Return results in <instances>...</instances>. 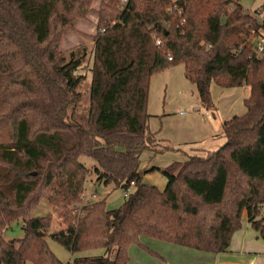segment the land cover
<instances>
[{
	"label": "trees",
	"instance_id": "16d2710c",
	"mask_svg": "<svg viewBox=\"0 0 264 264\" xmlns=\"http://www.w3.org/2000/svg\"><path fill=\"white\" fill-rule=\"evenodd\" d=\"M94 1L0 0V264H63L48 234L72 255L105 250L74 264H128L133 244L153 253L143 237L223 253L244 215L264 241V25L232 0H99L93 50L64 54L62 36ZM178 63L207 106L212 81L249 94L245 112L222 123L225 143L162 169L159 190L138 173L141 151L158 144L146 127L149 80ZM82 156L98 181L134 187L122 205L81 203ZM42 198L59 209L61 230L48 232L50 214L32 215ZM18 220L23 236L6 239Z\"/></svg>",
	"mask_w": 264,
	"mask_h": 264
},
{
	"label": "rangeland",
	"instance_id": "374dc122",
	"mask_svg": "<svg viewBox=\"0 0 264 264\" xmlns=\"http://www.w3.org/2000/svg\"><path fill=\"white\" fill-rule=\"evenodd\" d=\"M232 1L239 3L249 14L260 10L259 18L264 15V0ZM99 3V0H95L93 3L95 11L86 19L74 20V28L62 36L60 49L64 54L75 47H85L89 52L93 50V35L98 19L96 11ZM90 65L91 59L86 60L81 72L86 73ZM89 83L90 76L88 74L87 79L80 87L83 101L87 99ZM248 94L249 87L246 85L221 87L212 81L210 104L207 106L201 102L195 84L186 78L183 64L178 63L154 72L149 80L146 127L154 135L158 144L141 151L139 155L138 173L142 182L163 190L166 185V177L161 172L162 169L175 162L186 161L190 156H206L220 148L226 140L222 131L223 121L245 112L244 99ZM160 148L162 151H156ZM79 161L89 170L80 199L81 203L89 204V202L104 200L105 209L113 210L122 205L125 192L133 191V186L126 191L111 182L105 184L103 181H98L94 173L96 163L91 157L82 156ZM47 214L51 215L49 233L61 230L66 226L62 223L59 209L54 208L42 198L34 207L32 215L42 217ZM247 225L250 232L245 236ZM23 233L22 222L18 220L9 225L8 229L4 231V236L6 239L21 238ZM232 238V241H237L238 244L240 241L246 243L245 247L249 253L242 256L237 251L238 249L229 247L228 254L233 255L229 259L236 261L237 264H264V241L257 238L256 232L248 224L245 215L241 219V227L233 233ZM147 240L148 238L143 237L140 242L147 244L149 243ZM46 242L63 264H74L75 257L98 256L105 251L98 247L72 255L49 234L46 236ZM131 247L135 249L133 250L135 253H143L148 259L156 258L153 253L138 244H133Z\"/></svg>",
	"mask_w": 264,
	"mask_h": 264
},
{
	"label": "crops",
	"instance_id": "0c3cea01",
	"mask_svg": "<svg viewBox=\"0 0 264 264\" xmlns=\"http://www.w3.org/2000/svg\"><path fill=\"white\" fill-rule=\"evenodd\" d=\"M246 228L247 229L245 230V236H247L250 232L248 225L246 226ZM232 240L233 238L230 241L229 247L238 249L237 251H239L242 256H245V254L248 252V249L245 247L246 243L240 241V243L238 244L237 241L235 242ZM147 241L149 243L142 245L146 246V248L154 253V255L156 256V258H154L155 260L148 259L147 256L143 253H135V251H133L135 249H132V247L130 246L128 248V264L132 262L134 264H237L236 261L229 259L233 256L231 254H228V252H230L228 251L229 248L226 252L214 254L177 246L167 242L163 243L164 241L156 240L153 238H148ZM232 242L235 243L233 244Z\"/></svg>",
	"mask_w": 264,
	"mask_h": 264
},
{
	"label": "built area",
	"instance_id": "2783aa9c",
	"mask_svg": "<svg viewBox=\"0 0 264 264\" xmlns=\"http://www.w3.org/2000/svg\"><path fill=\"white\" fill-rule=\"evenodd\" d=\"M128 0H119V5H124L126 2H127ZM169 11H171L172 10V8L170 7L169 9H168ZM259 14H260V10H257L254 14H253V16L256 18V19H258V21L260 22V23H262L263 25H264V15L262 16V17H260L259 18ZM103 31V30H102ZM263 33H264V31H263ZM155 44L156 45H160L161 44V42H160V40L159 39H156L155 40ZM264 53V36L263 35H258V37H257V46H256V55L257 56H260V55H262ZM168 60H171V57L170 56H168ZM132 184V183H131ZM127 191V190H126ZM127 195V193L125 192V196ZM83 198V197H82Z\"/></svg>",
	"mask_w": 264,
	"mask_h": 264
},
{
	"label": "water",
	"instance_id": "95a60500",
	"mask_svg": "<svg viewBox=\"0 0 264 264\" xmlns=\"http://www.w3.org/2000/svg\"><path fill=\"white\" fill-rule=\"evenodd\" d=\"M225 22V20H224V18H222V23H224Z\"/></svg>",
	"mask_w": 264,
	"mask_h": 264
}]
</instances>
